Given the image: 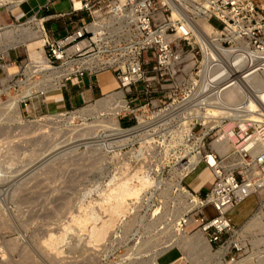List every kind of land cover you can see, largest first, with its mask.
<instances>
[{"label": "rangeland", "instance_id": "1", "mask_svg": "<svg viewBox=\"0 0 264 264\" xmlns=\"http://www.w3.org/2000/svg\"><path fill=\"white\" fill-rule=\"evenodd\" d=\"M23 1L0 0V264H231L195 225L178 226L194 213L188 209L198 202L193 188L210 178L203 164L190 186L198 169L178 175L180 158L198 145L197 136L187 139L188 123L156 121L153 135H133L132 115L119 111L120 137L108 125L111 107L90 117L71 115L109 92L80 106H57L66 83L54 93L53 76L37 69L38 56L46 61L47 52L42 21L34 14L38 5L24 13ZM253 1L264 11V0ZM162 107L154 104L149 113ZM213 140H204V151L215 149ZM226 152L227 168L238 160ZM178 183L190 199L178 197ZM124 186L130 192L115 198ZM256 216L255 226L244 228ZM228 217L244 244L242 264H264V193Z\"/></svg>", "mask_w": 264, "mask_h": 264}, {"label": "built area", "instance_id": "2", "mask_svg": "<svg viewBox=\"0 0 264 264\" xmlns=\"http://www.w3.org/2000/svg\"><path fill=\"white\" fill-rule=\"evenodd\" d=\"M68 1L71 13H85L89 20L55 40L44 33L48 65L59 72L71 67L60 80L64 84L85 73L108 72L114 93L122 95L121 112L133 117V135H153L156 121L188 123L187 139L197 136L198 145L180 162L197 157L212 180L202 199L196 193L200 206L178 226L195 225L210 246L225 249L228 263L239 262L244 244L228 213L264 191V100L255 84L264 89V11L253 0ZM198 19L221 24L220 29L211 25L219 34L209 36L218 50L196 42ZM230 92L235 99L229 101ZM154 104L164 107L149 113ZM211 135L212 143L237 158L235 165L226 168V151H204L202 143Z\"/></svg>", "mask_w": 264, "mask_h": 264}, {"label": "crops", "instance_id": "3", "mask_svg": "<svg viewBox=\"0 0 264 264\" xmlns=\"http://www.w3.org/2000/svg\"><path fill=\"white\" fill-rule=\"evenodd\" d=\"M21 3L23 4H20L18 7H21L24 13L38 5L34 14L42 21L44 33L50 40L60 38L66 32L75 30L89 20L85 13H71L68 0H25ZM113 86V79L108 72H101L96 75L85 73L82 78L72 79V81L66 82L63 86L65 88L60 91L59 103L56 105H62L64 108H72L87 104L99 98L104 93L113 91ZM209 189V182H205L201 184L197 191L205 194ZM230 220L233 223V219L230 218ZM238 237L240 238V236ZM173 260L174 256L168 262Z\"/></svg>", "mask_w": 264, "mask_h": 264}, {"label": "bare ground", "instance_id": "4", "mask_svg": "<svg viewBox=\"0 0 264 264\" xmlns=\"http://www.w3.org/2000/svg\"><path fill=\"white\" fill-rule=\"evenodd\" d=\"M205 25L211 27V25H209L204 19H198L194 23L193 27H194V35H195V38H196V42L199 45H201L202 47L206 48L207 50L214 52V50H218L219 49L218 43H213V42L211 43V41H209V37L205 33L206 31L204 32L203 29H202L203 27H205ZM38 28H39V31L42 32V29L40 28V26ZM212 30H214V29L212 28ZM213 32L216 33L215 30ZM216 34H219V33L217 32ZM40 38H45V35L42 34L40 36ZM38 57L40 59L38 58L37 69H39L42 73L44 72V73H47L50 76H53V78L51 79V83L53 82L52 83L53 89H51V91H53L54 93H59L60 88L62 86L61 85L62 82L60 80L65 78L71 72V67L69 69H67V70H62L61 72H58L55 69H52V67L47 64V62L44 60L43 57H40V56H38ZM79 68H80V66H79ZM255 84H256V86L258 85V87H260V91L258 92V95H259V97L262 100H264V89L262 88L263 87L262 84L260 86V82L259 81H255ZM51 91L42 92L41 94H46L47 95ZM121 97H122L121 93H114V91H112V92L110 91L108 93V95H106L105 97L95 101L94 104L89 105V106H87L86 108H84V109H82L80 111H76L74 113H71V115L72 116L80 115V116H83V117H90L93 114L94 115H96V114L98 115V114L102 113L106 109V107H111L112 110L109 111L111 116H112V117L110 116L111 118L109 119L111 124L109 123L108 125H110V128L112 127L111 130L116 131L117 133H119V135H122L120 137H124L123 133L121 134V130L119 129L118 124H117V120H116V115H118V112L121 111V109H123V107H124V105L122 103H119V99ZM233 99H235V94L234 93L230 92V93L226 94V100L230 101V100H233ZM212 147L217 149V150H219V151H221V153H224L225 151H227V147L221 146L218 143H212ZM197 159H198L197 157L196 158L195 157H190L188 163H184V164H179L178 165L177 170L179 172L178 175L180 176V179H183L192 169H194V171L196 169H198L197 168L198 167V160ZM206 170L208 172H206V171L205 172L210 175V178H208V179H209V181H211L212 180V176H211L210 170H208L207 168H206ZM201 171L202 170L198 169L196 174H193V175H191L189 177L188 182H187L188 186H190L199 177V173ZM177 185H178V191H179L178 197L179 198L183 197V198H186V199H190L191 195L189 193H187L182 187H180L179 183ZM200 186H201V184H199L196 187H194L193 191H197ZM129 192H130L129 189L124 186L123 189L121 190V192L119 194L115 195L114 197L115 198H121V197H123L124 195H126ZM263 192L260 191L257 194H261ZM199 206H200L199 202H196V201L192 200V203H191L190 206H188V209L189 210H193V209H195V208H197ZM257 214L261 215V212H259ZM257 219H258V216H256L255 218L251 219V221H249L248 223H246L244 225L245 226L244 228L253 227V225L256 223L255 221ZM238 233H239V230H238ZM238 233H237V238H238L237 240H240V238L238 237ZM94 234L96 236H98V237H101L102 236V230L101 229H97V230L94 231ZM220 253L224 254L225 253V249L224 248L221 249ZM231 264H242V262L239 261L237 263H231Z\"/></svg>", "mask_w": 264, "mask_h": 264}]
</instances>
